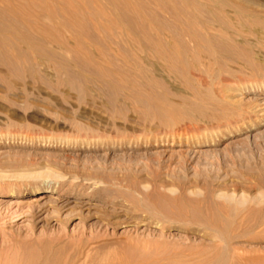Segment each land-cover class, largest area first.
<instances>
[{
    "label": "rangeland",
    "instance_id": "374dc122",
    "mask_svg": "<svg viewBox=\"0 0 264 264\" xmlns=\"http://www.w3.org/2000/svg\"><path fill=\"white\" fill-rule=\"evenodd\" d=\"M61 1L0 0V264H264V0H177L230 48L162 107Z\"/></svg>",
    "mask_w": 264,
    "mask_h": 264
},
{
    "label": "bare ground",
    "instance_id": "6f19581e",
    "mask_svg": "<svg viewBox=\"0 0 264 264\" xmlns=\"http://www.w3.org/2000/svg\"><path fill=\"white\" fill-rule=\"evenodd\" d=\"M145 1L62 0L61 3L65 10L79 11L81 17L89 19L97 38L107 32V44L98 51L108 67L97 63L95 68L100 78L102 74L108 77V89H124L137 105L162 107L169 99L166 76L182 78L185 85L191 86L205 78L212 81L223 71L217 63L219 52L229 49L230 44L223 38L225 42L221 43L218 35L210 32L211 22L198 18L191 1ZM48 14L53 17V10ZM76 19L73 16L65 24L74 23ZM217 42L222 44L220 48ZM75 51L73 48L72 53ZM175 107L182 109L185 115H190V109L194 108L203 114L201 107L186 96H182ZM263 114L261 111L258 116Z\"/></svg>",
    "mask_w": 264,
    "mask_h": 264
}]
</instances>
